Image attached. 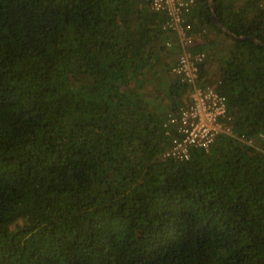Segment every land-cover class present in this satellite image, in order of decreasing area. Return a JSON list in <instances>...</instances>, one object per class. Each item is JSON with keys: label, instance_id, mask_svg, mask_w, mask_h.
<instances>
[{"label": "trees", "instance_id": "obj_1", "mask_svg": "<svg viewBox=\"0 0 264 264\" xmlns=\"http://www.w3.org/2000/svg\"><path fill=\"white\" fill-rule=\"evenodd\" d=\"M151 3L0 0V264H264V0L188 14L231 132L187 159Z\"/></svg>", "mask_w": 264, "mask_h": 264}, {"label": "built area", "instance_id": "obj_2", "mask_svg": "<svg viewBox=\"0 0 264 264\" xmlns=\"http://www.w3.org/2000/svg\"><path fill=\"white\" fill-rule=\"evenodd\" d=\"M196 0H152L151 8L166 15L164 28L174 34L166 41L168 47L176 46L178 54L171 71L190 83L189 104L181 107L170 121L176 125V136L165 156L187 159L193 147L208 148L219 133H230L226 99L213 86L196 83L199 65L205 58L204 50H195L201 31H194L188 14Z\"/></svg>", "mask_w": 264, "mask_h": 264}, {"label": "water", "instance_id": "obj_3", "mask_svg": "<svg viewBox=\"0 0 264 264\" xmlns=\"http://www.w3.org/2000/svg\"><path fill=\"white\" fill-rule=\"evenodd\" d=\"M210 6H211V8H212V19L214 20V22L216 23V25L221 29V30H223V31H225L226 33H230L229 32V30L226 28V27H224L221 23H220V21H219V19L217 18V16L215 15V7H214V5H213V0H211V4H210ZM253 40H255L254 38H252Z\"/></svg>", "mask_w": 264, "mask_h": 264}, {"label": "rangeland", "instance_id": "obj_4", "mask_svg": "<svg viewBox=\"0 0 264 264\" xmlns=\"http://www.w3.org/2000/svg\"><path fill=\"white\" fill-rule=\"evenodd\" d=\"M200 37H201V34H200ZM200 40V39H199Z\"/></svg>", "mask_w": 264, "mask_h": 264}]
</instances>
